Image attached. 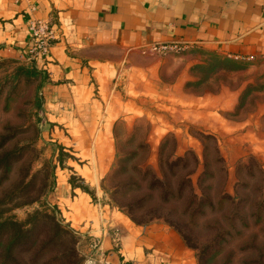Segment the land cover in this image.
Segmentation results:
<instances>
[{
  "label": "crops",
  "instance_id": "crops-1",
  "mask_svg": "<svg viewBox=\"0 0 264 264\" xmlns=\"http://www.w3.org/2000/svg\"><path fill=\"white\" fill-rule=\"evenodd\" d=\"M35 20L49 23L55 40L45 61L28 66L23 56ZM170 42L190 49L143 53ZM210 56L264 60V0H0V62L20 63L39 80L50 137L71 150V171L91 185L111 166L117 127L146 121L154 138V127L165 131L180 118L205 125L208 111L221 121L218 111L234 109V88L198 95L187 88L192 69ZM159 110L172 122L163 124ZM60 175L52 201L72 230L98 244L95 264H196L164 224L137 225Z\"/></svg>",
  "mask_w": 264,
  "mask_h": 264
},
{
  "label": "rangeland",
  "instance_id": "rangeland-1",
  "mask_svg": "<svg viewBox=\"0 0 264 264\" xmlns=\"http://www.w3.org/2000/svg\"><path fill=\"white\" fill-rule=\"evenodd\" d=\"M24 68L0 62L1 258L17 229L31 237L45 230L43 247L61 239L52 222L62 232H75L52 201L60 174L93 204L107 205L140 226L164 224L193 252L196 264L200 252L208 255L204 264H220L209 262L217 254L230 256L231 264L255 260L256 250L264 254V60L206 58L192 69L194 81L187 88L196 95L234 88L239 92L234 109L218 111L221 121L208 111L200 126L186 118L172 122L159 110L163 124H173L165 131L154 127L161 131L154 138L146 121L117 127L111 166L106 174L93 175V185L71 171V150L51 139L39 80ZM193 196L198 201L189 205ZM75 233L72 242L86 259L91 243ZM17 237L23 246L24 237ZM21 259L25 264V256Z\"/></svg>",
  "mask_w": 264,
  "mask_h": 264
},
{
  "label": "trees",
  "instance_id": "trees-1",
  "mask_svg": "<svg viewBox=\"0 0 264 264\" xmlns=\"http://www.w3.org/2000/svg\"><path fill=\"white\" fill-rule=\"evenodd\" d=\"M196 200L197 198L193 196L189 205H192ZM201 205L202 203L199 202L198 206ZM37 230V236L31 237L32 234L28 235L29 231H26L27 233L25 232L26 235L24 236V233L17 229V231H15L12 235V237L9 238V247L7 250V255L5 257L3 256L2 258L0 256V264H24L21 259L22 256H25V264H84L85 259L82 258L80 252H77L74 243L72 242V235H74L75 233L74 231V233H68L65 231L62 232V229L57 224L52 222L51 230H53L55 234H61V239L59 240V242L51 239L48 241V247H43L44 239L47 235V232L45 230L41 232ZM18 234H22V236L24 237L23 246L21 247L18 246ZM75 235L81 237L79 234L75 233ZM181 237L183 241H186V238L183 235H181ZM4 240L5 238L2 241L0 240V245L4 243ZM69 240H71V243ZM92 243L93 242H91V245ZM16 244L19 247V250L16 248ZM56 247L57 250L54 253L49 252ZM189 247L191 249L193 248L197 250L193 246ZM262 251L263 250L254 251L255 258L253 259L255 260H251L249 263L245 264H264V254L262 253ZM224 257L225 256H223L222 254H217L211 257L209 262L220 260L218 261L220 262V264H231L232 258L230 256H226V258ZM205 258H208L207 252H200V255L198 257V264L208 263V260L206 261ZM78 259L81 260L79 261Z\"/></svg>",
  "mask_w": 264,
  "mask_h": 264
},
{
  "label": "built area",
  "instance_id": "built-area-1",
  "mask_svg": "<svg viewBox=\"0 0 264 264\" xmlns=\"http://www.w3.org/2000/svg\"><path fill=\"white\" fill-rule=\"evenodd\" d=\"M28 33L30 45L27 49L23 62L28 66L42 63L48 57L52 42L55 40L54 32L49 23L42 20H35L29 23ZM190 46L181 42L149 44L143 48V53H150L155 56L181 55L188 52ZM117 236L115 240L117 241ZM99 250L96 242L91 245V251L85 259V264H95L94 256Z\"/></svg>",
  "mask_w": 264,
  "mask_h": 264
},
{
  "label": "water",
  "instance_id": "water-1",
  "mask_svg": "<svg viewBox=\"0 0 264 264\" xmlns=\"http://www.w3.org/2000/svg\"><path fill=\"white\" fill-rule=\"evenodd\" d=\"M42 104V103H41ZM42 109V108H41ZM40 113H41V110H40ZM41 115V114H40ZM42 117V116H41Z\"/></svg>",
  "mask_w": 264,
  "mask_h": 264
}]
</instances>
